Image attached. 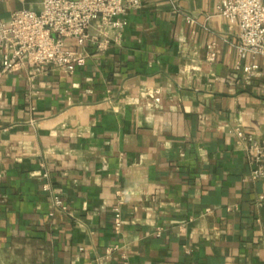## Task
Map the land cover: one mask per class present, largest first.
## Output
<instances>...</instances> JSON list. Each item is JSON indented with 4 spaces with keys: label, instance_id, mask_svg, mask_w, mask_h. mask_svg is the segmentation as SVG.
<instances>
[{
    "label": "crops",
    "instance_id": "obj_1",
    "mask_svg": "<svg viewBox=\"0 0 264 264\" xmlns=\"http://www.w3.org/2000/svg\"><path fill=\"white\" fill-rule=\"evenodd\" d=\"M42 1L0 0V24ZM140 1L72 76L0 78V264H264V180L235 138L264 140V58L234 74L220 0H173L192 27Z\"/></svg>",
    "mask_w": 264,
    "mask_h": 264
},
{
    "label": "built area",
    "instance_id": "obj_2",
    "mask_svg": "<svg viewBox=\"0 0 264 264\" xmlns=\"http://www.w3.org/2000/svg\"><path fill=\"white\" fill-rule=\"evenodd\" d=\"M167 1L189 27L195 24L179 12L173 0ZM140 4V0H43L38 13L14 12L7 23L0 24V78L28 67L35 74L50 70L72 76L85 67L89 48L102 54L119 41L122 19ZM216 16L228 22L229 31L233 26L238 29L233 72L247 84L258 71L248 61L264 58V1L220 0ZM207 49L208 61H212L213 45ZM235 138L251 168L249 181L264 180V140H256L244 131H236ZM47 177L45 173L43 178ZM43 189L49 192L48 186ZM53 201L55 207H61L56 198ZM113 213L117 217L118 209ZM115 227L117 231L118 217Z\"/></svg>",
    "mask_w": 264,
    "mask_h": 264
}]
</instances>
